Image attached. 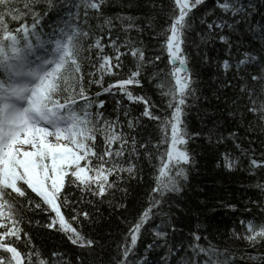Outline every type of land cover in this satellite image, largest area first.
Masks as SVG:
<instances>
[{"label":"trees","instance_id":"1","mask_svg":"<svg viewBox=\"0 0 264 264\" xmlns=\"http://www.w3.org/2000/svg\"><path fill=\"white\" fill-rule=\"evenodd\" d=\"M240 2L253 5L246 9L248 15L232 17L218 7V0H204L192 11V28L186 34L184 48L196 89L195 98H188L183 116L188 133L185 147L191 158L184 166L187 179L180 180V192L156 197L162 203L141 229L128 264H204L209 257L212 264H264V238L255 242L246 239L252 234L249 222L256 231L264 225V189L257 187L264 185V167L251 168L249 164L250 157L259 160L264 154V120L259 112L249 111L252 102L258 107L264 99V39L260 31L264 29V0ZM172 10L173 0H104L99 9L86 8L83 0H0V113L3 95L16 86L24 72L35 74L45 60L57 61L59 67L40 95L43 110L73 129L85 103L79 95L83 88L89 98L104 101L102 108L94 105L87 110L89 127H99L103 120L116 122V130L134 137L138 145H157L164 133L158 121L142 116L144 104L129 101L123 91L113 88L107 93L104 89L136 70L137 61L129 50L133 46L143 48L146 62L140 69V83L127 86V91L134 97L147 98L155 116L170 115L168 98L156 87L163 77L153 78V73L169 70L168 55L161 44ZM201 20H223L234 26L209 33ZM220 36L227 37V42ZM109 37L118 41L120 51L119 68L112 69L114 74L99 70V50L90 47L100 39L102 54L112 57V64H116L117 51L110 46ZM56 40L64 44L63 53L55 50ZM245 53L255 59L237 68ZM224 61L229 62L227 69ZM98 113L102 114L99 120ZM129 121L134 127H128ZM232 133L236 138L230 137ZM94 143L97 152L105 147L103 133H96ZM241 149L252 151L245 155ZM149 150H153L151 146ZM143 151L140 149L139 158H135L126 150L120 162L125 167L126 160L134 163L136 172L109 177L115 187L102 198L82 193L70 183L72 177H66L63 195L70 203L62 207L63 214L72 227L94 241L91 247L73 245L64 232L46 227L54 213L30 190L26 198H16V211L31 243L22 232L15 246L22 254H33L31 264H38V259L48 264H117L121 247L130 243L129 228L149 206L156 183L157 160H147ZM164 151L161 146L160 152ZM226 154L237 160L231 169L225 166ZM74 215L76 220L72 219ZM158 226L167 233L164 239L154 235ZM150 244L153 247L148 249ZM197 245L208 255L199 253ZM53 253L58 255L54 258ZM24 264H28L26 255Z\"/></svg>","mask_w":264,"mask_h":264},{"label":"snow or ice","instance_id":"2","mask_svg":"<svg viewBox=\"0 0 264 264\" xmlns=\"http://www.w3.org/2000/svg\"><path fill=\"white\" fill-rule=\"evenodd\" d=\"M84 6L91 9H99L104 0H83ZM204 3V0H173V10L169 14L168 27L162 33L163 43L161 49L166 51L169 60V70H159L153 73V78H159V83L156 87L160 90V94L168 98V108L171 109L170 115L167 117L155 116L151 111L149 100L143 96L134 97L133 94L127 91V86L138 85L140 83V69L144 67L146 62L145 51L143 48L133 46L129 50L136 61V70L129 73L128 78L118 80L113 85L104 89V92L111 93L112 89H117L118 92L123 91L129 101L143 103L145 108L142 116L156 120L161 125V131L164 133V139L157 145L137 144L134 137L127 136L116 130V122L103 120L101 126H91L89 120L90 113L87 111L94 105L97 108H102L104 101H96L95 98H89L85 95L84 89L81 88L79 95L85 101L80 108L79 118L70 135H58V140H66L69 144L51 143L44 135L38 134L35 138L25 139L24 143L32 146V151H22L17 149L15 145L0 146V264H24L25 255L28 264H31L33 254H22L18 247L15 246V241L21 239L23 229L20 227L22 218L17 216V206L19 198H26L27 191L30 190L40 197L42 203L47 206L51 216L48 228L62 231L67 236V239L79 247H91L94 241L84 237L76 228L66 220L62 207L69 205L68 197L63 195L66 187V177H72L70 183L81 189L82 193H90L91 195L102 198L110 189L115 187V182L110 181L109 177L117 176L120 178V173L127 172L130 176L136 172V165L127 160L124 163L120 162V158L125 156L127 150L131 157L139 158L140 149H143V156L149 161L153 157L157 160V175L155 177V186L152 189L153 195L150 197L149 206L143 210L139 219L129 228L127 243L121 247V259L117 264H128V257L133 253L137 241L140 238L141 229L148 223L154 214V210L159 208L162 199L166 193L181 191L180 180L187 179L185 165L190 164L191 158L186 150L188 143V133L183 123L184 110L188 107L187 101L189 97L195 98L196 89L193 87L195 81L192 80L191 72L188 68V57L184 53L186 45V34L192 28V11L199 5ZM218 7L224 13H230L232 17L240 14L248 15L246 9L252 8L251 3L242 4L240 0H222ZM87 17V12L84 13ZM131 19V18H127ZM106 24H111V20H106ZM201 23H206L209 33L214 29L232 28L234 25L227 21H212L207 23L201 20ZM236 23H240L237 21ZM129 27H132L129 25ZM264 39V29L260 30ZM89 32L86 31V37ZM110 39V46L115 48L117 55L115 57L117 63L112 64V57L103 55V45L100 39H96L90 47L98 49V59L102 61L98 67L102 73L114 74L113 68H119L120 51L117 47V40ZM222 42H227V37L220 36ZM202 41L206 42V38L202 37ZM245 58L241 60L236 67L249 62L254 57H249L247 53ZM156 57L155 60H159ZM206 59V58H205ZM152 64L154 61H147ZM229 67V62L224 61V68ZM78 71H80L78 69ZM102 79V77H101ZM264 79V78H262ZM98 83L100 81H97ZM97 96L100 93L96 94ZM250 95H252L250 93ZM264 97V91H262ZM249 111L256 114L259 112L260 119L264 120V99L261 100L258 107L255 102ZM127 115V113H125ZM102 114H97L99 120ZM128 127H134V122L129 121ZM103 133V142L105 147L100 151H96V133ZM237 134H230L231 138H236ZM115 145V147H113ZM153 150H149V148ZM163 146L165 151L160 152V147ZM240 148V145H236ZM245 155L249 150L241 149ZM94 158V160H93ZM225 166L229 169L233 168L237 160L229 158L226 154ZM85 163L82 165L81 162ZM251 168L264 167V154L259 157V160L252 156L249 159ZM264 189V185H257ZM63 196V199L61 197ZM29 203H31L29 201ZM35 207L39 208L40 204ZM75 211V209H73ZM87 218V213H79ZM76 216L72 217L76 220ZM248 227L252 229V234L246 239L255 242L257 238H264V225L259 231H256L252 223L249 222ZM154 235L159 239H164L167 235L166 231L159 230V226L154 230ZM23 236L28 244L31 243V237L28 233L23 232ZM194 239L199 241L200 237L194 234ZM151 249L153 245H148ZM199 253L208 255L206 249L196 246ZM39 258V252L35 253ZM58 254L53 253L55 258ZM255 259V258H253ZM38 264H48L43 259H38ZM204 264H212L211 257L205 260Z\"/></svg>","mask_w":264,"mask_h":264},{"label":"rangeland","instance_id":"3","mask_svg":"<svg viewBox=\"0 0 264 264\" xmlns=\"http://www.w3.org/2000/svg\"><path fill=\"white\" fill-rule=\"evenodd\" d=\"M55 50L63 53L66 49L60 40L54 43ZM51 61V60H50ZM54 62L44 61L42 70L37 73L34 81L30 84L19 85L15 89L5 92L2 101L0 115V146H12L22 151H32V146L24 143L25 139L31 140L36 135L42 134L51 143L72 145L66 140H58V135H70L73 131L71 125L62 124L56 117L40 107L39 98L45 84L51 78L54 69H45L52 66ZM49 70V71H48ZM42 109V110H41ZM78 119H76L77 122ZM74 122V120L70 121Z\"/></svg>","mask_w":264,"mask_h":264},{"label":"bare ground","instance_id":"4","mask_svg":"<svg viewBox=\"0 0 264 264\" xmlns=\"http://www.w3.org/2000/svg\"><path fill=\"white\" fill-rule=\"evenodd\" d=\"M61 144H63L62 142H60Z\"/></svg>","mask_w":264,"mask_h":264}]
</instances>
